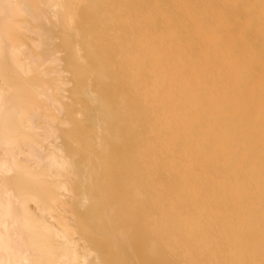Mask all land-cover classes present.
<instances>
[{
  "label": "bare ground",
  "instance_id": "obj_1",
  "mask_svg": "<svg viewBox=\"0 0 264 264\" xmlns=\"http://www.w3.org/2000/svg\"><path fill=\"white\" fill-rule=\"evenodd\" d=\"M0 264H264V0H0Z\"/></svg>",
  "mask_w": 264,
  "mask_h": 264
}]
</instances>
